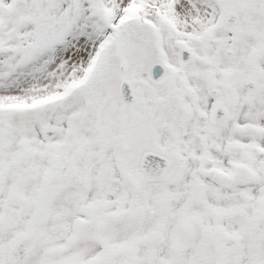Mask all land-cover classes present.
I'll use <instances>...</instances> for the list:
<instances>
[{"label": "snow or ice", "instance_id": "1", "mask_svg": "<svg viewBox=\"0 0 264 264\" xmlns=\"http://www.w3.org/2000/svg\"><path fill=\"white\" fill-rule=\"evenodd\" d=\"M0 264H264V0H0Z\"/></svg>", "mask_w": 264, "mask_h": 264}]
</instances>
